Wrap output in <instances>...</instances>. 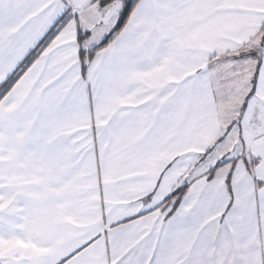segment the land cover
Masks as SVG:
<instances>
[{
  "label": "snow or ice",
  "instance_id": "obj_1",
  "mask_svg": "<svg viewBox=\"0 0 264 264\" xmlns=\"http://www.w3.org/2000/svg\"><path fill=\"white\" fill-rule=\"evenodd\" d=\"M0 264H264V0H0Z\"/></svg>",
  "mask_w": 264,
  "mask_h": 264
}]
</instances>
